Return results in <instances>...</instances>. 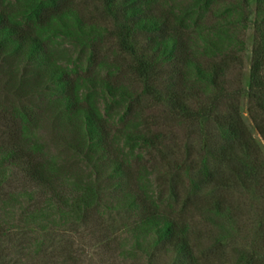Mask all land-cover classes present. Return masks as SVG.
<instances>
[{"label":"trees","instance_id":"trees-1","mask_svg":"<svg viewBox=\"0 0 264 264\" xmlns=\"http://www.w3.org/2000/svg\"><path fill=\"white\" fill-rule=\"evenodd\" d=\"M101 1L114 20L120 51L130 58L126 65L96 61L95 48L109 29L91 20L77 2L0 0V92L7 100H0V114L9 110L19 121L15 141L0 144V187L15 166L27 165L24 170L34 180L68 191L70 208H56L61 216L77 218L114 191L115 209L141 210L131 229L134 248L166 247L176 263L197 264L190 225L162 210L164 199L155 194L153 182L156 168L140 165L144 152L163 144L164 135L146 126L133 104L141 93L117 75L128 65L129 73L144 80L142 93L188 120L215 125L219 143L211 155L216 165L211 168L209 158H202L189 194L194 200L208 187L212 192L204 193L198 209L214 224L233 218L218 192L236 188L264 194L260 147L238 106L216 110L230 67L242 63L249 0ZM254 24L250 112L264 137V0H257ZM36 106L54 119L75 166L63 157L45 156L48 145L38 131ZM136 160L137 172L130 175ZM177 194L173 189L176 200ZM47 206L52 212L54 206ZM51 212L43 210L34 220H49ZM259 237L260 245L255 241L239 251L237 264H264V231Z\"/></svg>","mask_w":264,"mask_h":264},{"label":"rangeland","instance_id":"rangeland-1","mask_svg":"<svg viewBox=\"0 0 264 264\" xmlns=\"http://www.w3.org/2000/svg\"><path fill=\"white\" fill-rule=\"evenodd\" d=\"M70 1L80 4L91 20L109 29L95 48L96 61L107 59L122 64L125 62V65L130 62V58L120 51L114 20L108 15L104 3L101 0ZM256 6L257 0H249L245 8L249 21L242 34L245 40L242 63H234L230 67L225 91L216 110L222 113L233 104L238 106L245 125L260 147L261 161L264 162V137L250 112L252 103L249 94ZM127 68L128 65L117 77L133 84L141 93L138 102L133 103L135 111L142 115L151 131L164 135V143L146 150L140 161L142 166L156 168L153 182L158 189L155 194L164 199L162 210L172 214L179 223L190 225L189 236L197 264H237L240 250L250 249L255 241L257 245L261 244L259 236L260 231H264V194L260 192L256 195L254 189L236 188L218 192L231 206L234 217L219 218L218 225L207 220V212L198 208L206 198L204 193L212 191L207 187L194 200L189 191H192L191 180L198 178L204 156L209 158L211 168L216 165V157L211 155L219 143L215 125L212 122L201 125L188 120L171 111L169 105L160 102L154 95L142 93L146 87L144 80L135 73H129ZM4 95L0 92V100L7 102ZM193 106L197 108L198 104ZM43 112L35 107L40 120L38 131L48 145L45 156L63 157L70 161L66 164L75 166L72 154L64 151L54 119ZM2 113L0 144L15 141L19 134L18 119L9 110H2ZM26 166H15L0 187V264H180L174 261L173 253L166 247L149 248L152 253L133 247L135 240L131 229L141 210L115 209L114 191L104 195L102 203L82 213L81 218L61 216L56 205H60L62 210L70 208L67 205L68 191L60 186L48 188L40 179L34 180L25 172ZM137 167L138 160L134 161L130 175L137 172ZM259 174L264 184V166L259 167ZM173 189L178 193L177 200L171 196ZM48 202L54 206L52 212ZM43 210L51 212L49 220L35 221V214ZM218 222L224 226H219Z\"/></svg>","mask_w":264,"mask_h":264}]
</instances>
